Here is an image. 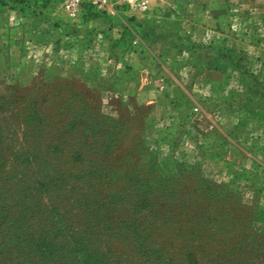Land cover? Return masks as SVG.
I'll return each instance as SVG.
<instances>
[{"label":"rangeland","instance_id":"1","mask_svg":"<svg viewBox=\"0 0 264 264\" xmlns=\"http://www.w3.org/2000/svg\"><path fill=\"white\" fill-rule=\"evenodd\" d=\"M166 2L174 8L173 1ZM201 2L219 10L216 18L223 11L216 56L230 64L229 84L246 91L242 102H235L237 114L264 117V0ZM51 3L42 9L36 0H0V12L18 11L17 19L13 13L0 20V57H9L0 64L5 150H19L24 114L35 112L38 119L52 97L57 98L56 114L58 98L72 102L71 120L80 114L82 121V109H92L87 116L98 117L101 128L116 132L115 140L124 136L129 122L132 134H142L143 147L137 164L107 187L71 160L81 147L75 139L79 130L69 134L53 126L39 133L37 140L45 144L50 161L46 156L40 164H26L16 155L1 170L0 264H264V190L237 170L208 169L175 158L178 125H152L153 106L129 97L120 77L114 81L107 71L101 84L83 80L95 68L90 50L104 46L103 38L124 24L121 18L132 9L129 4L115 3L114 12H102L96 19H75ZM154 8L150 5L147 19L141 20L156 30L164 13ZM97 20L109 23L96 22L90 30L82 25ZM128 20L140 21L134 15ZM8 31L9 40L2 41ZM35 104L39 111H33ZM222 107L214 103L215 111ZM67 135L70 140L62 145ZM222 138L218 128L208 134L209 142Z\"/></svg>","mask_w":264,"mask_h":264},{"label":"crops","instance_id":"2","mask_svg":"<svg viewBox=\"0 0 264 264\" xmlns=\"http://www.w3.org/2000/svg\"><path fill=\"white\" fill-rule=\"evenodd\" d=\"M166 1H149V7H158L159 12L163 9L164 13L163 22L158 19L156 30L149 22L141 20L147 19L148 13L135 7L128 11L121 18L124 24L118 23L120 28L113 29L115 33L109 39L104 35V46L97 44L95 50H90L95 68L87 64L92 71L84 74L83 80L101 84L107 71L114 81L120 77L129 97L153 106L152 125H178L180 141L174 149L175 158L180 156L182 162L208 169L237 170L252 178L256 189L264 190V118L258 124L252 118H244V114H237L235 102H241L246 91L229 84L230 64L216 56V35L222 34L218 23L223 29V11L222 17L216 18L219 10L216 12L213 4L200 5L201 0H170L172 8ZM13 13L16 18L17 9L3 8L0 20L6 15L10 18ZM192 13L194 16H190ZM132 15L140 21L130 22ZM96 22L109 23L97 20L82 22V25L90 30L96 27ZM123 25L133 36L131 42L127 41L125 53ZM2 35V41L9 40V31ZM8 59L3 55L0 64ZM67 66L74 67L73 64ZM217 67L224 69L217 70ZM214 103L223 106L221 112L215 111ZM214 128L221 131L223 138L209 142L208 134ZM262 196L264 199V191Z\"/></svg>","mask_w":264,"mask_h":264},{"label":"trees","instance_id":"3","mask_svg":"<svg viewBox=\"0 0 264 264\" xmlns=\"http://www.w3.org/2000/svg\"><path fill=\"white\" fill-rule=\"evenodd\" d=\"M41 2V8L46 9L53 0H36ZM102 14V12L88 10L84 17L91 19L97 15ZM124 30L122 36V43L126 40V43H123V53L127 51V41L131 42L133 39L132 34L129 31ZM230 60V59H229ZM231 62V61H230ZM249 91V90H248ZM83 98V95H82ZM57 98L52 97V99H47L44 103L46 104L42 114H38V119H35V112L25 113V118H22L23 113L20 115L22 118V123L26 124L23 126V136L24 144H20L19 150L11 151L5 150L3 138L0 136V174L4 166L10 164L12 156L21 155L23 156L26 164L36 160L38 164L44 162L46 159L47 152L43 151L45 144L39 143L37 138L39 133L47 131L50 127L57 126L63 132H69L73 134L76 130H79V134L75 135V139L81 145L80 150L75 157L71 160L74 162H79L82 164V173L87 176H92L95 179V182L98 181L99 185L111 187L114 185V182L117 178L118 181L122 179V176L133 166H135L139 160L140 154L143 147V137L135 136L132 134L134 126L127 122V129L124 133V136L120 140H115L116 132H112L111 129L105 130L100 127V122L98 117L91 116L92 114L89 108L82 109V121L79 120L81 117L80 114L73 120L68 116V112H71L70 106L72 102L68 101V98H58L60 100L59 106L60 110H57V114L54 111V101ZM243 100V99H242ZM241 100V102H242ZM239 102V103H241ZM38 104L32 106L33 111H39ZM237 108V106H236ZM238 108L236 109V111ZM246 119H254L256 121H262L264 117L257 115V113L246 112ZM64 115L67 116L64 117ZM245 115V116H246ZM257 118H256V117ZM37 117V114H36ZM143 123L142 129L145 130L146 118ZM250 117V118H249ZM71 120V123H69ZM20 125V124H19ZM80 128V129H78ZM19 129L20 128L19 126ZM70 135H67V138L62 139V145H65V141L70 140ZM111 139L108 141V139ZM42 144V145H41ZM50 161V158L48 157ZM102 163H107L112 167L107 169L103 168ZM27 166V165H26ZM94 181V180H93ZM112 191V190H110ZM264 237V234H262Z\"/></svg>","mask_w":264,"mask_h":264},{"label":"built area","instance_id":"4","mask_svg":"<svg viewBox=\"0 0 264 264\" xmlns=\"http://www.w3.org/2000/svg\"><path fill=\"white\" fill-rule=\"evenodd\" d=\"M128 5L131 8H137L141 12H147L149 9V0H53L51 5H59L61 9L70 17L78 19L86 14L88 10L99 12H114V4ZM198 112V109H195Z\"/></svg>","mask_w":264,"mask_h":264}]
</instances>
